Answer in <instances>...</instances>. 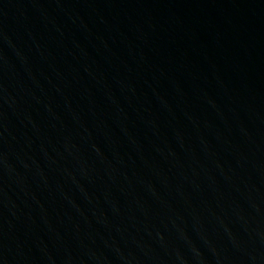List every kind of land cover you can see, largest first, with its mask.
<instances>
[{"label":"water","instance_id":"obj_1","mask_svg":"<svg viewBox=\"0 0 264 264\" xmlns=\"http://www.w3.org/2000/svg\"><path fill=\"white\" fill-rule=\"evenodd\" d=\"M0 264H264V0H0Z\"/></svg>","mask_w":264,"mask_h":264}]
</instances>
